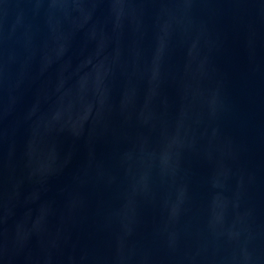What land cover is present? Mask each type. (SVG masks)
Returning <instances> with one entry per match:
<instances>
[{
  "label": "water",
  "instance_id": "water-1",
  "mask_svg": "<svg viewBox=\"0 0 264 264\" xmlns=\"http://www.w3.org/2000/svg\"><path fill=\"white\" fill-rule=\"evenodd\" d=\"M0 264H264V0H0Z\"/></svg>",
  "mask_w": 264,
  "mask_h": 264
}]
</instances>
